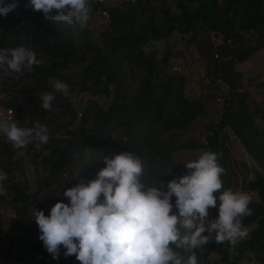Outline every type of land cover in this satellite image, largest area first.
<instances>
[{
    "label": "trees",
    "instance_id": "1",
    "mask_svg": "<svg viewBox=\"0 0 264 264\" xmlns=\"http://www.w3.org/2000/svg\"><path fill=\"white\" fill-rule=\"evenodd\" d=\"M172 1L171 7L168 5L169 1L168 6L162 2L153 6L148 0H139L133 6L122 4L105 7L108 14L107 25L97 33V37L105 45L103 52L89 42L92 34L89 29L81 30L80 45L76 49L70 35L72 26L45 19L41 12L26 7L29 0L25 6L9 12L6 17L0 16V49L23 46L35 51L37 58L43 61L40 66H34L32 72L23 71L21 74L34 79L37 83L35 90L47 91L51 82L63 78L72 68H78L79 79L74 83L70 94L75 92V96L88 92L90 97L100 94L110 100L105 108L88 102L81 109L77 129L64 134L63 139L55 138L52 141L51 148L46 149L47 155H43L44 158L49 156L52 161L45 166L47 161L44 160L40 166V171H47L43 182L52 181L56 175L67 173L68 184L72 188L76 178L93 173L95 167H105V156L112 157L126 151L141 158L142 146L147 141L144 133L146 124H159L166 132H181L186 129L202 113L203 101L186 100L182 96L181 87L173 90V81L181 83L182 80L175 79L166 71L174 57L172 46L176 41L190 46L201 36H219L220 48H223L220 52L223 56L230 55V58L225 62L218 58L211 60L208 72L213 77L209 79L206 88L214 89V81L219 78L231 91L230 99L223 106L217 123L209 127L201 145L188 143L175 146L170 137L148 146L153 154L166 163V177L161 178L166 183L173 179L175 172L169 157L173 151L201 149L203 152L220 154L218 164L225 169V173L221 176L222 189L214 193L218 197L222 191L232 190V180L235 177V168L225 144V132H230L238 140L244 153L258 169L252 179L242 180L239 186L241 191L256 198L249 205L253 214L241 218L244 226L249 228L255 225V228L249 231V238L236 245L228 241L217 244L213 236L212 241L203 247L204 253L217 257L220 264H240L242 260L264 264V110H251L247 105L245 91H235V83L239 81L240 75L233 70L235 64L255 53V45L260 43L264 46V0H221L220 4L218 0H197L194 9L188 8L185 0ZM4 4L8 5V0H4ZM90 5L96 12L102 7L96 0ZM247 37H250L252 43L238 56H232L228 43ZM159 43H162V49L160 58L157 59L155 46ZM123 64H126L128 71L142 74L140 83L132 93H125L122 88ZM16 81L10 85L14 93L10 105L14 115L28 102V97L20 98L18 91L12 87ZM70 94L64 97L58 93L54 101H59L56 106L61 112L70 110L74 116L69 103ZM171 94L175 98V114L162 118ZM47 111L43 109L42 119ZM90 114L94 120L99 119L98 127L95 131L86 133L85 125ZM255 114H258L263 128L255 123ZM114 129L121 131L117 137L111 135ZM83 151L89 152L96 160L90 161L88 170L72 175L70 166ZM20 161L21 158L12 160L7 156L0 162V169L8 174V179L4 181L6 192L0 199L7 201L16 211L15 218L8 223V231H0V235L5 238H14L8 251H0V264L12 254L16 255L19 264H34V256L27 252L26 247L15 245L21 241L14 235L29 233L36 225L33 212L39 210L44 201L38 198L37 191L30 194L26 180L18 177ZM146 173L150 177L153 175L151 165L146 166ZM142 179L153 185L149 178ZM174 201L175 198L173 203ZM217 216L218 209L212 218ZM170 247L186 258L187 254L182 249H176L174 245ZM196 251L199 264L200 253ZM57 264H64L61 257Z\"/></svg>",
    "mask_w": 264,
    "mask_h": 264
},
{
    "label": "clouds",
    "instance_id": "2",
    "mask_svg": "<svg viewBox=\"0 0 264 264\" xmlns=\"http://www.w3.org/2000/svg\"><path fill=\"white\" fill-rule=\"evenodd\" d=\"M16 4L0 0V16L6 17ZM45 19L86 27L92 15L90 0H29L26 5ZM42 60L35 51L18 46L0 49L2 74L32 72ZM53 92L41 96V107L52 109L55 93L64 97L70 86L55 80ZM0 120V134L14 148L32 142L47 144L49 130L36 121L32 127ZM220 154L204 151L185 165L186 175L160 187L143 181L144 164L132 152L105 156L103 167L94 180L63 191L68 203L58 201L45 215L35 210V223L43 248L59 260L75 255L80 264H198L196 250L212 241L236 245L250 236L242 217L251 216L252 197L248 192L224 190L221 176L225 169L218 164ZM6 171L0 169V194L6 189ZM173 197L175 201L173 203ZM209 209L218 216L209 219ZM207 233V235H204ZM182 249L186 255L173 250Z\"/></svg>",
    "mask_w": 264,
    "mask_h": 264
},
{
    "label": "rangeland",
    "instance_id": "3",
    "mask_svg": "<svg viewBox=\"0 0 264 264\" xmlns=\"http://www.w3.org/2000/svg\"><path fill=\"white\" fill-rule=\"evenodd\" d=\"M111 5H116V0H107ZM150 5L155 6L157 3H165L166 6H172V0H148ZM170 2L169 4L167 2ZM188 8L194 9L197 3V0H185ZM9 4L15 3L17 6L14 10L19 7L25 6L28 3V0H8ZM219 4L221 0H218ZM90 4H93V0H90ZM168 4V5H167ZM97 12L92 10V15L90 20L87 23L86 27H81L78 24L70 25L72 26L70 35L73 39V45L77 49L80 45V35L82 29L91 30L92 34L89 36V42L92 45L99 47L101 52L105 51V45L101 43L99 38L97 37L98 31L101 30L97 25ZM252 41L250 37L244 38L241 41H231L228 43V47L232 56H238L242 51H244L245 47L248 46ZM162 43H159L155 46L157 51V59L160 58V50L162 49ZM221 40L219 36H212L206 38L205 36H201L197 42L192 45H185L180 41H176V44L172 46V53H174V57L171 59L170 64L166 68V71L169 75L173 76L175 79H181L182 82L178 83L173 81V90L176 91L181 87V93L183 98L188 101H203V109L202 113L198 115L192 123L183 131H164L159 124H146L144 128V133L147 138L145 144H143L141 160L144 164V174L143 178H149L151 183L157 187L162 186L160 181L165 185L164 191H167L166 182L161 178L166 177L165 171V162L150 150L149 146L153 142L157 141H166L172 138L175 146H180L188 143H192L194 145H201L204 141V136L207 134L210 126L217 123L220 113L222 112V106L219 105L215 101L218 96L217 90L206 88L208 85V81L213 77L211 73L208 72V67L212 65V59H219L221 62H225L230 58V55L223 56L221 54ZM255 53L248 57L243 62L237 63L234 65L233 70L236 73H239L240 78L239 81L235 83V91H245L247 95V105L248 107L253 109L264 110V46L258 43L254 47ZM217 54V58L213 57V54ZM123 64L122 66V77H123V91L125 93H132L142 79V74L138 72L128 71V68ZM177 67L180 72L174 73L171 71L172 67ZM79 69L72 68L68 74H66L63 78L56 79L63 81L64 83L70 86V90L73 88L74 83L79 79L78 78ZM54 82V81H53ZM51 82L47 91L35 90L36 82L30 76H21L16 83H14L13 88L18 93L20 98L28 99L27 104L16 111V122L19 123L18 126L22 127H32L36 121H40L42 125L46 126L49 130L50 139L47 144H41L40 150L38 153H33L26 146L21 149H16L13 145L7 141L6 137L0 138V162H3L5 157H10L12 160L16 158H21L19 163V171L18 177L22 180L25 179L27 182V186L29 189V193L33 194L35 191L38 192V198L43 200L44 204L39 208L42 210L44 214L49 215L51 207L57 203L58 201L68 203V200L63 196V191L70 188L68 181L69 175L64 173L62 175H56L54 180H46L45 175L47 173L46 170L41 169V162L46 160L47 162L44 164L48 166V162L52 161L48 156L44 158L43 155L46 154V149L51 148L52 141L57 138L59 135H66L69 131H73L78 127L79 119H76L71 115V111H63L61 112L57 108V104L59 101L52 103V109L45 113L44 118L42 119L41 114L43 113V108L41 107V96L47 92H53ZM226 86V96L230 95V88ZM75 92H73L74 94ZM58 93H55L57 95ZM70 94V100H74V95ZM79 99L82 100L83 97L90 96L88 92L80 93L76 95ZM91 104L98 105L99 107L105 108L109 105V98H104L103 95H97L91 97ZM80 100V101H81ZM90 101H87L85 105ZM175 98L171 94L168 98V103L166 104L162 118L171 117L175 114L174 105ZM72 105L73 113L76 111V106L82 105L81 103ZM99 119L94 120L93 115L90 114L87 118V122L85 125L86 133L93 132L98 127ZM68 123H70L68 125ZM255 123L263 128L262 123L259 119L258 114H255ZM120 130L114 129L111 132L112 137H117L120 135ZM225 144L229 149V154L231 157V161L233 162L235 168V177L232 180V191L237 192L240 190V182L242 180H250L253 178L255 171L258 169L255 167L254 163L250 160V158L244 153L243 148L239 144L238 140L228 131L225 132ZM42 147V149H41ZM203 151L201 149L195 150H175L173 151L169 157L170 161L173 163L175 167V172L173 173V179L179 178L183 175H186L188 170L186 169V163L198 159L200 155H202ZM95 157L93 158L89 152L83 151L81 155L77 158L76 162L70 166L69 171H71L72 175H78L83 170H88L89 166L87 165L90 161H95ZM43 165V166H44ZM151 165L153 175L150 177L146 173V166ZM93 173H87L85 176L80 178H76L75 182H73L74 187L80 183H87L90 180H94L96 178L97 173L101 168L95 167ZM149 176V177H148ZM251 195V194H250ZM252 200H256L254 195H251ZM175 198V197H173ZM3 204H8L7 201L3 202ZM9 205V204H8ZM14 212L15 218V208L9 205ZM216 211V209H209V219H213L212 215ZM35 212V211H34ZM33 212V218L35 221V216ZM13 221V220H12ZM8 223L2 217V208H0V231H8ZM255 228V225L250 226L248 229L251 231ZM39 229L36 224L29 233H16L14 236L18 238L20 243L16 242L15 245H22L26 247L27 252L34 256V264H57V260H54L50 254L46 252L43 248V242L39 239ZM204 235H207L205 233ZM0 239L2 243H0V251H8L11 248V245L14 243V238H5L0 235ZM200 253V262L199 264H220L217 260V257L214 255H207L204 253V248L202 250H198ZM64 249L61 246V254L60 257L63 260L64 264H80V262L76 259L75 255L65 258ZM3 264H19L16 260V255L12 254L7 261ZM240 264H255L254 260H250V262H246V260H242Z\"/></svg>",
    "mask_w": 264,
    "mask_h": 264
},
{
    "label": "built area",
    "instance_id": "4",
    "mask_svg": "<svg viewBox=\"0 0 264 264\" xmlns=\"http://www.w3.org/2000/svg\"><path fill=\"white\" fill-rule=\"evenodd\" d=\"M139 0H116V5H129L133 6L136 4V2ZM97 4L101 5L102 7L97 10V25L101 29L106 27L107 20H108V14L105 10V7L108 6H114L108 3L107 0H96ZM214 58H217V54H213ZM171 71L174 73H179L180 70L177 67H172ZM3 70L0 69V120H7L9 122H15L16 117L14 115L13 109L10 106L11 102L14 98V93H12V90L10 88L11 83L15 82L22 73H12L8 72L7 74H2ZM215 89L218 92V96L216 97L215 101L219 103L220 106H224L230 99V95L226 96V86L225 83H223L219 78L215 79ZM109 90L111 87L108 88ZM74 100H70L69 103L70 106L81 103L82 105L76 106V112L75 117L76 119L81 118V109L83 106H85V103L87 101L93 100L90 96L83 97L82 100L79 99L77 96H74ZM81 100V101H80ZM5 137L3 134H0V138ZM58 139H63L64 136L61 134L57 137ZM41 144L39 142H32L28 145H26L27 148L30 149V151L37 152L40 150ZM2 194H0V197ZM0 208H2V217L5 219L6 222H11L14 219V212L12 211L11 207L8 204H3L0 199ZM0 243H2V240L0 239Z\"/></svg>",
    "mask_w": 264,
    "mask_h": 264
},
{
    "label": "bare ground",
    "instance_id": "5",
    "mask_svg": "<svg viewBox=\"0 0 264 264\" xmlns=\"http://www.w3.org/2000/svg\"><path fill=\"white\" fill-rule=\"evenodd\" d=\"M64 136V135H63Z\"/></svg>",
    "mask_w": 264,
    "mask_h": 264
}]
</instances>
